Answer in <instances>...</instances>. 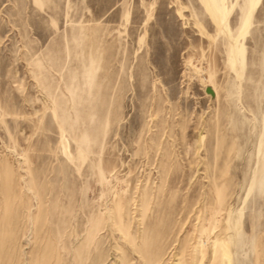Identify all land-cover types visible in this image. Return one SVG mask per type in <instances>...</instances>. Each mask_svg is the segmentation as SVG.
<instances>
[{
  "label": "rangeland",
  "instance_id": "obj_1",
  "mask_svg": "<svg viewBox=\"0 0 264 264\" xmlns=\"http://www.w3.org/2000/svg\"><path fill=\"white\" fill-rule=\"evenodd\" d=\"M0 264H264V0H0Z\"/></svg>",
  "mask_w": 264,
  "mask_h": 264
}]
</instances>
